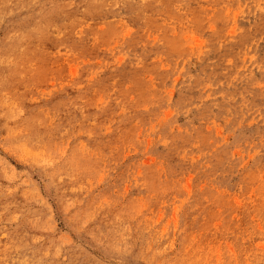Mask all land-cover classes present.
I'll return each instance as SVG.
<instances>
[{
    "label": "rangeland",
    "instance_id": "rangeland-1",
    "mask_svg": "<svg viewBox=\"0 0 264 264\" xmlns=\"http://www.w3.org/2000/svg\"><path fill=\"white\" fill-rule=\"evenodd\" d=\"M0 62V264H264V0H0Z\"/></svg>",
    "mask_w": 264,
    "mask_h": 264
},
{
    "label": "bare ground",
    "instance_id": "bare-ground-1",
    "mask_svg": "<svg viewBox=\"0 0 264 264\" xmlns=\"http://www.w3.org/2000/svg\"><path fill=\"white\" fill-rule=\"evenodd\" d=\"M59 24V23H58ZM56 29V28H55ZM52 30V29H51ZM61 30V29H60ZM53 31V30H52ZM59 32H61V31H59ZM53 34V33H52ZM55 35V34H54ZM1 63V62H0ZM2 64V63H1ZM6 69V68H5ZM1 71V70H0ZM3 75V74H2ZM9 95V94H8ZM10 96V95H9ZM97 99V98H96ZM10 102V101H9ZM96 102V101H95ZM91 103V102H90ZM101 103V102H100ZM14 104V103H13ZM96 104V103H95ZM100 105V104H99ZM12 111V110H11ZM74 166H76V165H74ZM253 205H255L257 208L260 206V205H262V206H264V194L263 195H260L259 197H256V199H255V203L253 204ZM255 208V207H254ZM14 258V257H13ZM26 259V258H25ZM21 260H23V259H21ZM28 260V259H27ZM26 261V260H25ZM14 262V261H13ZM22 264V263H21Z\"/></svg>",
    "mask_w": 264,
    "mask_h": 264
}]
</instances>
